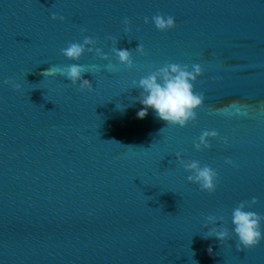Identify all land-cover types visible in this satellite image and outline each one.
Here are the masks:
<instances>
[{
  "label": "water",
  "instance_id": "1",
  "mask_svg": "<svg viewBox=\"0 0 264 264\" xmlns=\"http://www.w3.org/2000/svg\"><path fill=\"white\" fill-rule=\"evenodd\" d=\"M158 13L175 27L157 31ZM84 36L115 74L87 51L79 61L60 54ZM139 43L146 55L119 65L111 48ZM72 63L92 92L42 75ZM171 63L203 69L193 85L203 106L182 129L151 109L138 119L131 88ZM212 130L219 139L196 151ZM177 153L217 172L214 193L187 181ZM253 197L246 210L264 216V0H0V264H264V239L237 251L231 223ZM210 215L223 217L224 245L202 236Z\"/></svg>",
  "mask_w": 264,
  "mask_h": 264
},
{
  "label": "clouds",
  "instance_id": "2",
  "mask_svg": "<svg viewBox=\"0 0 264 264\" xmlns=\"http://www.w3.org/2000/svg\"><path fill=\"white\" fill-rule=\"evenodd\" d=\"M53 21L59 20L64 22L62 15L53 13L50 17ZM148 18H144V23L147 24ZM152 23L157 31L166 32L175 27V21L172 16H164L156 14L152 17ZM124 32L127 34L130 31V22L127 18L123 21ZM86 29H81L83 36ZM107 39L112 40L111 37ZM98 41L94 38L84 36L82 42L69 43L66 48L60 50V54L67 60L79 61L84 53L87 51L93 54L102 61H109L105 66V71L115 74L118 71L116 65L110 62V58L103 52L101 48L96 47ZM113 45L117 44L116 40H112ZM119 65L124 66L126 69L133 68V51L141 56L146 55L143 44L129 51L127 49H118L116 46L111 48ZM85 69L78 63H72L64 67H50L42 73L43 76H59L63 79L70 81L71 86L75 87L79 83V91L87 90L92 92V84L82 79ZM203 75V69L199 64H193L191 69L188 65H180L176 63L166 64L165 66L148 73L146 76L139 79L137 82L133 80L131 88L140 90L138 97L142 109L138 111L137 118L144 119L148 110L151 109L155 112L157 118L166 123L167 126L184 128L189 123H194L197 120V110L203 106L204 95L203 93L195 92L193 85L197 78ZM3 84L10 86L14 91L19 92L20 85L11 79H5ZM118 108V107H117ZM123 110V108H118ZM163 130V129H162ZM161 130V131H162ZM219 139V133L215 130L204 131L198 138V142H194L193 148L196 151L202 149H210V140ZM227 144V140L223 141ZM176 160L180 163L184 170L190 175L187 176V181L199 186L202 192L212 194L216 191L218 174L211 167L205 165L201 167L198 161H184L181 159V154H176ZM226 165L235 167L236 165L231 160H225ZM258 203L256 197L250 201L240 202L232 210V226L233 234L236 237V249L250 250L257 247L261 240L264 239V234L261 232V223L264 222V216H260L253 211L246 209L252 208ZM223 221L222 216L210 215L206 217L204 228L209 230L202 235L204 239L215 238L224 245L229 239V231L225 227H216L217 221ZM208 253L212 254V248H208Z\"/></svg>",
  "mask_w": 264,
  "mask_h": 264
}]
</instances>
